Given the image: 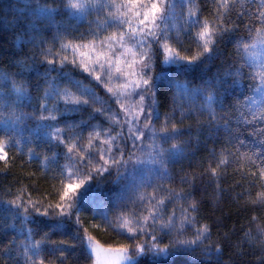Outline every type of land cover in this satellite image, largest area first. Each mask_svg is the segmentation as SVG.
Segmentation results:
<instances>
[{"label": "snow or ice", "instance_id": "6c2138e0", "mask_svg": "<svg viewBox=\"0 0 264 264\" xmlns=\"http://www.w3.org/2000/svg\"><path fill=\"white\" fill-rule=\"evenodd\" d=\"M214 3L215 8L211 12V18L205 16L201 19L199 12L202 9L198 0H119V2L118 0H60V3L53 5L41 4L37 0L34 9L36 15H44L47 18L64 11L83 19L92 11L108 9L105 20L101 22L98 18L96 21L107 34L100 35L99 31H93L90 40L73 43L65 42L58 31L53 36V43L59 41V49L53 51L52 46L40 49L43 62L50 66L51 72L58 71V74L51 77L47 72L44 74L42 94H39L41 89L39 82L32 85L38 93L36 97L32 96L28 81L17 82L10 80L7 74H0V80L11 85L9 91L0 88V108L9 113V118L4 120L5 127L0 129V161L6 165L9 162L5 148L15 145L19 149L18 137L24 131L20 122L34 119L36 129L33 131H42L51 149V156L44 155L42 158V171L49 170V165L53 163L59 170L53 177L58 180L59 187L53 185L55 191L50 196L33 199L32 193H26L23 186L15 193L10 189L6 193L12 196V199L7 201V205L10 206L14 219L30 222L31 218L45 217L49 232H45L40 240H36L32 235L33 229L28 228L26 240L22 244L17 245L13 238L7 246L0 249V264H44L43 258L37 260L35 257H40L45 248L53 254L58 252L57 259L61 264L68 259L69 253L77 251L85 259L91 260L92 264H139V258L149 254L153 258V264H162V262L189 264L181 258L204 245L211 235L209 225L200 223L197 215L199 203L196 200L191 201L187 208L181 205L178 212L174 205L172 211L165 217L169 203L173 200L185 199L182 191L169 189L167 199H157L155 193L141 194L142 210L137 211L133 208L127 212L120 211L116 217L117 222L113 224L107 214L106 200L101 198L98 201H89L86 193L93 181L99 185L105 175H112L113 169L116 173V182H119L124 178L123 173L128 172V165L133 158H135L133 168L137 164L145 166L150 164L158 165L157 171L163 168L167 172L165 153H178L180 147L172 144L165 149L162 144L156 142L155 138L160 135L166 142L178 135L180 129L175 123H172L170 129L167 127L170 119L167 114L164 127L157 130L152 124L154 117L159 119L156 108L157 91L165 86L175 88L172 95L173 115L177 109L181 112V118L185 115L182 103L185 98L191 103L202 97L205 103L201 106V111L208 112L209 122L215 125V130L219 131L223 127L237 145L244 146L243 140L233 136L234 131L239 129L233 130L229 119L223 116L217 118L214 104L219 103L223 107L222 99L218 100L216 94L222 81L219 70L213 76H208L209 65L219 52V43L225 36L239 31V25L232 19V10L236 7L237 0H214ZM239 4L244 8V0H239ZM251 5L245 11L236 14V19L240 20L245 12L247 13L248 36L237 40L239 64L230 65L225 71V76L234 75L243 78L245 67L254 69L247 73L251 81L248 88L253 95L240 93L243 99L237 98L233 108L238 112L236 116L238 124L243 122V126L252 129L253 135L264 137V0H251ZM257 24L259 27H256ZM46 30V28H35L36 32ZM181 34L188 37L191 42L185 45L180 39ZM35 39L34 36L33 40ZM246 40L251 42H245ZM40 43L43 44L44 40L41 39ZM257 48L259 51H253ZM69 50L72 54L71 59L65 55ZM50 56L59 59L58 61L50 59ZM245 56L255 58L259 63L249 64ZM165 65L174 66V72L167 70ZM69 66L73 70L78 69L82 73H87L86 78H91L89 83L85 84L83 80L76 79L71 72L65 73L64 69ZM197 75L201 84L196 87H189L190 81L187 79L184 81L178 79L180 76L196 78ZM64 81L66 83L62 88L60 84ZM233 83L237 81L234 80ZM97 85H103L106 89L107 99L99 96ZM256 93L259 94V100L256 99ZM13 96L15 100L12 99ZM34 99L37 103L32 105L35 109L32 113L20 111L17 114V106L22 105L24 101L31 105ZM112 103L116 105L115 109L112 108ZM97 104L100 107H95ZM82 108L91 109L90 120H94L98 114L103 115L111 126L100 130L96 125H88L83 121L78 124L67 119L68 114L78 112ZM141 119H143V127L139 126ZM61 121L64 122V126H57ZM256 125L260 127L257 129ZM87 126L93 127L94 131L85 138L82 134H78V130ZM125 126H127V135L124 133ZM146 131L151 135L152 143L147 146L149 151L145 155L143 140ZM118 139L125 142L131 139L132 147L138 148L140 154L126 153L123 147L117 145ZM232 142V140L228 141L229 144ZM260 149L258 164L251 156L241 155L249 164L257 168V171L251 174L260 180L261 191L257 195L264 203V141H261ZM234 155L232 149L221 148L216 167H209L206 171L210 172L212 177L219 178L220 170L226 169L230 157ZM34 157L40 158V154L29 148V161ZM61 157L63 163L58 162ZM167 178L171 179V177ZM136 180L134 176L133 185L125 186L120 192L114 193L107 202L124 201L129 187L139 186L135 183ZM185 180L186 177H181V182ZM143 183V179H140V184ZM83 203H91L94 216H100L107 226L119 230L121 235H128V238L135 243L122 244L119 247L102 245L84 227L80 216ZM116 207L127 209L128 205L116 203ZM194 224L198 226L194 227L193 235L186 236V230L193 228ZM73 226L75 231L71 233L70 239L75 243L70 244L69 239L59 241L48 239L50 232L63 231ZM95 227L98 228L99 225ZM260 231L264 232V228H260ZM137 236L148 239L138 241ZM166 237L168 243L161 245V241ZM19 249L23 251L20 252ZM220 251L219 244L205 247L202 252L208 259L203 264H213L211 258L214 255L218 257ZM21 255L22 261L19 258ZM215 264H220L218 259ZM261 264H264V261Z\"/></svg>", "mask_w": 264, "mask_h": 264}, {"label": "trees", "instance_id": "16d2710c", "mask_svg": "<svg viewBox=\"0 0 264 264\" xmlns=\"http://www.w3.org/2000/svg\"><path fill=\"white\" fill-rule=\"evenodd\" d=\"M119 2V0H118ZM37 0H0V74H7L10 80L17 82L28 81L30 92L33 97L38 95L36 89L32 87L36 83L41 84L40 93L43 91L44 74L47 72L49 76H56L58 71L51 72L50 66L43 62V56L40 53L41 48L53 47V51L59 49V41L53 43V36L59 33L61 38L67 42L79 43L81 40L87 41L92 38L93 31H99L100 35H106L103 28L98 26L96 21L99 18L101 22L105 20V14L108 9L102 11H92L83 19L71 16L69 13L60 11L59 14L51 18L44 15L37 16L34 9ZM41 4H58L60 0H39ZM200 9V18L205 16L211 18V12L215 8L214 0H198ZM251 5V0H244V8L240 7L237 0L236 7L232 10V19L239 25V31L225 36L219 43V52L209 65L208 76H213L219 70L222 81L217 88V98L222 99L223 107L219 103L214 104L217 118L222 116L230 120V127L234 131L233 136H238L244 141V146L240 147L236 144L233 137L229 136L224 131L223 127L219 131L215 130V125L209 122L207 111H201V106L205 101L202 97L189 103L186 98L182 101L185 115L181 118L179 109L173 115L172 95L175 91L174 87L165 86L157 91V112L159 119L155 117L152 120L153 126L159 130L165 126V115L170 119L167 127L170 129L172 123H175L180 129V133L166 142L158 135L155 139L158 144L167 149L172 144H177L180 147L178 153H165V168L157 171L158 165H141L137 164L133 168L135 158L128 165V172L124 174V178L116 182L115 169L112 170V175H105L103 181L98 185L93 181L86 196L89 201H98L101 198L106 200L107 214L112 219L113 224L117 222L116 217L120 211H128L135 208L137 211L142 210L143 205L140 203L141 194L155 193L157 199L169 197L168 190L182 191L185 194V199L180 201L173 200L169 203L165 212V217L170 213L175 205L177 212L179 207L183 205L185 208L196 200L199 203V212L197 213L200 223L209 225L211 235L205 241L204 245L196 248L193 252L182 257L181 260H186L189 264H203L208 257L203 255L202 250L208 245L219 244L221 251L219 256H213L211 259L213 264L218 259L220 264H261L264 261V232L260 228H264V203L261 202L257 195L261 191L260 180L258 177H253L251 173L256 172L257 168L248 163V160L241 154L251 156L256 163L259 161L260 143L264 141V137L252 134V129L243 126V122L237 123L236 116L238 112L233 108L237 98L243 99L240 93L245 95H253L249 90L248 85L251 81L248 79L247 73L254 69L245 67V75L243 78L236 76H225V71L234 63L239 64L237 57L236 45L237 40L241 37L248 36L246 24L249 23L248 15L240 19H236V14L245 11ZM254 7V5H251ZM179 11V6H178ZM184 15H187V8H184ZM46 28V31L36 32L35 28ZM256 27H259L257 24ZM111 30V29H109ZM195 29H193L194 31ZM35 36V40L33 37ZM175 36V32H173ZM44 43L41 44L40 40ZM180 39L187 45L191 41L188 37L181 34ZM245 42H251L246 40ZM259 51V49H253ZM71 59V51H67ZM56 59L59 57H49ZM247 63L256 65L259 60L245 56ZM19 62V63H17ZM167 70L174 72V66L165 65ZM57 70L59 64L57 63ZM65 73L71 72L76 79H81L85 84L91 79L86 78L87 73H82L81 70H73L71 66L64 69ZM22 73V75H20ZM180 81L189 80V87H196L201 84L198 75L196 78L192 76H180ZM237 83H233V81ZM66 81L60 84V87L65 86ZM0 88L4 91H9L10 83H5L0 80ZM75 91V89H73ZM97 91L101 98L107 99L106 89L103 85H97ZM256 99L259 100V94L256 93ZM15 100V96L12 97ZM37 101L34 99L29 105L24 101L22 105L17 106V114L20 111L32 113L35 109ZM51 103V101H50ZM115 109L116 105L111 104ZM62 107V105H61ZM95 107H100L99 104ZM90 108H82L78 112L68 114L67 119L70 122L80 123L83 121L88 125H96L100 130L109 128L111 125L103 115H96L94 120L89 119ZM191 112V114H188ZM227 114V115H225ZM37 115L39 113L37 112ZM9 118L7 110L0 108V129L5 127L4 120ZM249 118H251L249 114ZM20 126L24 129L21 136L19 149L17 146L7 147L5 151L8 153L9 162L6 165L0 161V249L8 245L9 241L15 238L16 244H22L26 240L27 229H33V237L40 240L45 232H49L47 218L38 217L31 218L30 222H22L20 219H14L10 211V206L7 201L12 199V196L6 195L10 189L15 193L22 186L25 192L32 193L33 199H40L44 196H50L54 193L53 185L59 187L58 180L53 179L58 174V168L55 163L49 165V170L42 171V158L44 155L51 156L50 146L46 143L42 131H33L36 129L34 119H25L20 122ZM59 127L64 126L61 121ZM139 126L143 127V119L139 121ZM257 129L260 125H256ZM94 129L91 126L82 127L78 130V134H82L87 138L90 132ZM124 133L127 135V126L124 128ZM105 139L107 137H104ZM229 140L233 142L228 143ZM31 141V142H28ZM140 143V142H137ZM152 143L151 135L146 131L145 139L143 140L145 155L149 151L148 145ZM117 145L123 147L125 152H136L140 154L138 148L132 147L131 139L126 142L117 140ZM34 149L35 153L40 154V158L28 159V149ZM221 148H229L235 153L230 157L229 164L226 169H222L219 178L211 176L206 170L209 167H216V160L219 158V150ZM238 148V151L236 149ZM215 150V151H214ZM62 151V149H61ZM239 157V162H237ZM63 163V159L58 161ZM136 177L138 187H129L125 193L126 199L120 202H107L111 200L116 192H120L125 186L133 185V177ZM171 177V179L167 178ZM181 177H186L185 182H181ZM99 180V178H97ZM140 179L144 183L140 184ZM159 186V187H157ZM25 198H27L25 196ZM116 203H124L128 205L127 209L116 207ZM94 209L91 203H83L80 216L84 227L89 233L99 240L103 245H111L119 247L122 244L132 245L135 241L128 238V235H121L119 230H114L107 226V223L98 215L93 214ZM146 214V213H145ZM191 215V213H189ZM71 223V222H70ZM99 227H95V225ZM186 230V236H192L194 227ZM75 231V227L66 228L63 231H55L49 233L50 241H59L69 239V243H75L70 239L71 233ZM158 232V230H157ZM148 239V237L137 236L136 240ZM168 243L166 237L161 241V245ZM67 251V249H64ZM215 249L213 248V251ZM22 252V249H19ZM15 254V252H14ZM59 253L53 254L48 248H45L40 257H35L39 260L44 259V264H61L57 259ZM21 261L23 256L19 257ZM64 264H92V261L85 259L76 253H69L68 259ZM139 264H153L152 256L146 255L139 258ZM163 264V262H162Z\"/></svg>", "mask_w": 264, "mask_h": 264}, {"label": "water", "instance_id": "95a60500", "mask_svg": "<svg viewBox=\"0 0 264 264\" xmlns=\"http://www.w3.org/2000/svg\"><path fill=\"white\" fill-rule=\"evenodd\" d=\"M102 244V243H101ZM103 245V244H102ZM104 246H106V245H104ZM93 259H94V257H93Z\"/></svg>", "mask_w": 264, "mask_h": 264}]
</instances>
